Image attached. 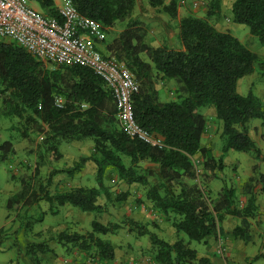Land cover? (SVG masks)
Returning <instances> with one entry per match:
<instances>
[{"label":"trees","instance_id":"obj_1","mask_svg":"<svg viewBox=\"0 0 264 264\" xmlns=\"http://www.w3.org/2000/svg\"><path fill=\"white\" fill-rule=\"evenodd\" d=\"M48 17H58L54 0H30ZM83 15L101 24L107 38L100 45L104 58L113 59L119 67L130 70L139 84L132 100L138 125L161 138L156 145L129 137L117 118L115 100L104 81L85 66L56 65L33 56L22 45L0 38V114L17 119L13 129L23 138L41 136L36 155L40 165L45 156L55 160L62 157V142H91L88 157L66 170L80 171L86 161L96 166L97 186H78L52 193V178L37 188L11 196L7 207L29 209L41 201L54 206L70 204L84 212L104 211L98 203L102 193L110 197L105 185L108 170L127 184L147 188L146 197L162 215H173L172 225L179 237L170 243L150 231L144 224L129 220L131 232L137 237L149 236L154 249V261L159 264H213L208 257H198L191 242H205L216 237L227 215L251 217L257 210V191L248 184L246 205L236 206V188L224 181L214 198L206 190L209 181L221 179L224 157L231 151L246 152L260 159L262 150L249 134V124L259 119L264 125V102L250 91L242 95L238 81L264 69V58L247 48L238 37L222 32L210 22L221 18L222 0H203L207 12L204 18L193 14L178 22L181 49L166 45L151 46L146 42L147 28L133 17L137 0H67ZM184 1V2H183ZM195 1V0H194ZM185 3V0H182ZM193 3V2H192ZM191 3V5H192ZM149 6L177 19L178 0H148ZM192 7V6H191ZM233 20L249 27V31L264 45V0H234ZM116 26L121 30L115 31ZM142 55H146L147 59ZM156 78L171 79L177 84L174 99L164 101L156 88ZM62 106L56 105L57 98ZM212 106L217 120L222 122V155L217 158L210 147L202 145L207 131V118L199 109ZM14 151L10 140L0 143V159L6 160ZM201 161V175L196 164ZM255 171L258 165L254 166ZM198 177L200 183L190 182ZM256 182L264 191V174L258 173ZM1 190V188H0ZM25 196V197H24ZM24 197V198H23ZM19 208V209H18ZM119 224L92 222L87 234L62 231L59 242L72 244L93 261L115 259L112 243L97 234L116 233ZM243 227L234 229V236L242 235ZM45 253L43 243L30 244L27 250L37 262L36 250ZM31 254V255H30ZM264 259V253L255 259ZM87 259V258H86Z\"/></svg>","mask_w":264,"mask_h":264},{"label":"rangeland","instance_id":"obj_2","mask_svg":"<svg viewBox=\"0 0 264 264\" xmlns=\"http://www.w3.org/2000/svg\"><path fill=\"white\" fill-rule=\"evenodd\" d=\"M194 0H178L179 8L181 12L186 16L193 14L199 18L206 16L207 7L204 2L197 9L191 7V3ZM63 3H68L67 0H61ZM142 4L141 0H138ZM234 0H222V13L219 20L211 19L210 22L216 27L217 30L222 32H230L251 51L256 53L260 58H264V45L260 43L256 36H253L249 27L236 23L233 20L231 6ZM37 9L38 6L32 3ZM145 9V8H144ZM40 10V9H39ZM41 11V10H40ZM163 13L160 10L155 11L153 14L159 15ZM155 19V18H154ZM161 23L160 20H152L151 25H147V38L146 42L151 46H157L158 43H162L163 35H158L157 30H162L160 24L155 26L156 23ZM170 26L177 28L176 21H171ZM165 25V24H164ZM148 29L150 31H148ZM115 31L121 30V26H116ZM168 39V38H167ZM8 40V39H5ZM174 48L181 46L179 35L177 31L176 37L170 44ZM147 59L146 55H142ZM240 84L239 93L247 95L252 91L255 95H260V99L264 102V69L258 67V69L251 75L245 76ZM177 84L171 79L156 78V88L159 91L160 99L169 101L175 98L177 93ZM259 92V93H258ZM1 106V100H0ZM201 107L199 111L205 113L207 122L210 123V128H213L212 132H216L215 141H210L209 144L206 141L207 147H210L217 158L222 155L223 139L221 138L220 130L215 131V123L211 121V115L213 112L212 106ZM213 109V110H212ZM17 119H10L0 114V143L10 140L13 143L14 151L4 161L0 159V264H75L74 256H71L66 251V245L59 242L58 234L62 231H66L70 234L78 232L80 234H87L92 231V222L97 220L103 224L115 223L119 224L120 228L116 233H109L106 235L97 234L104 240H108L116 249V258L112 261H95L92 260L94 255H89L86 259L87 264H110L120 260L119 264H148L154 261V249L152 247L149 236L137 237L136 233L131 232L129 220H134L140 224H144L148 229L156 233L159 237L170 242L177 240L179 237L187 239V235L181 233L177 234L176 229L173 227V215L164 216L160 214L154 207L149 199L146 197L147 188L140 184H127L124 181L118 179L115 172L108 170L105 175V185L107 187L110 197H107L105 193H102L98 198V203L103 206L104 211L98 212H84L78 207H74L70 204L65 206H54L50 212V204L46 201H41L38 205H35L29 209L21 207L15 211L7 207V202L11 196L27 189L28 185L37 188L39 183H45L46 178L50 176L52 183L48 187L49 190L54 193L55 191L69 190L74 187H93L97 186L96 183V166L91 161H86L80 171H76L74 174H67L66 170L73 168L77 162L83 157L73 149V144L70 142H62L59 147L62 157L59 160H55L53 156H45V160L39 165L38 157L36 155L38 149V143L41 141V136H33L32 138H23L20 133L13 129V125L17 124ZM215 121V118L213 119ZM260 120H252L249 124L250 131L264 132V127ZM222 124V122H221ZM222 126V125H221ZM213 134V133H211ZM90 144V142H85ZM257 146H261L262 154L260 159L254 157V155L246 152H239L231 150L224 157L225 168L221 173V179L211 180L208 183L206 190L209 192V196L214 198L218 190L222 187L224 181L229 185L236 188L238 195L236 196V206L243 208L248 199L246 194L248 184H252L256 187L257 201L258 196H261L262 206H264L262 185L256 182L258 173L264 174V140L257 142ZM72 144V145H71ZM92 144V143H91ZM212 145V147H211ZM91 152V150H90ZM199 174L201 173V161L196 159ZM258 165V170L255 171L254 166ZM84 173V177L80 176V173ZM201 175V174H200ZM201 178L190 181L200 183ZM214 183V184H212ZM211 184V186H210ZM220 186V188H218ZM216 192V193H215ZM25 197V196H24ZM23 197V198H24ZM257 208L259 207L258 203ZM260 215L263 216L261 213ZM259 215V216H260ZM240 219L242 223L241 227L245 231L242 235L246 237L234 236L233 238H239L244 240L246 247L241 249V256L246 259L243 263L237 264H264V259H255L258 254L264 253L262 234L264 232L261 226V217L258 220L252 218H242L234 216ZM240 227V226H239ZM251 227L253 229H251ZM221 228V227H220ZM234 232V229H233ZM229 237H230V233ZM257 234L261 237V242L257 244L255 242ZM223 236L221 229L215 240H210L213 245V250L207 252L209 247H206L208 254L219 256L216 253L217 238ZM226 262H230L231 257L228 255L229 243L226 238ZM43 243L48 247V251L45 253L36 250L37 262L31 260L27 253L30 244ZM50 246H53L50 248ZM65 246V247H62ZM72 248V244L68 245ZM204 243H198L196 241L191 242L190 247L195 248L199 253H203ZM77 250H80L77 248ZM55 252V253H54ZM31 255V254H30ZM79 257V256H76ZM142 259V260H141ZM82 261V259H80ZM211 260V259H210ZM137 262V263H135ZM117 263V262H116ZM214 264V263H213Z\"/></svg>","mask_w":264,"mask_h":264},{"label":"built area","instance_id":"obj_3","mask_svg":"<svg viewBox=\"0 0 264 264\" xmlns=\"http://www.w3.org/2000/svg\"><path fill=\"white\" fill-rule=\"evenodd\" d=\"M203 3V0H195L192 7L197 9ZM57 7L58 17H48L30 0H0V38L14 41L33 56L56 65L77 64L90 68L110 90L117 118L126 134L161 146V138L141 128L135 120L132 100L139 91V84L134 76L113 59L104 58L99 49L107 38L101 24L81 14L69 2ZM56 105L62 106L60 97ZM226 251V242L219 235L216 253L226 257Z\"/></svg>","mask_w":264,"mask_h":264},{"label":"crops","instance_id":"obj_4","mask_svg":"<svg viewBox=\"0 0 264 264\" xmlns=\"http://www.w3.org/2000/svg\"><path fill=\"white\" fill-rule=\"evenodd\" d=\"M54 1H55V3H56L57 6H59L62 3L61 0H54ZM141 1H142L141 2L142 4H140L138 2V0H137V6L135 8L133 17L135 19H138L139 21L143 22L144 25H145V27L147 25L149 26V24L151 23L152 20H155V19L160 20L161 23H158L157 22L155 26H158L157 24H160V27H162V30L158 29L157 30V33H159L158 35H160V36L163 35L165 38H163L162 43H158L157 46L166 45L169 48H174L170 44H172V40L177 35L178 27L175 29V28H172V26H170L169 23L171 21H173V19H171L170 16H168L165 13H161L159 15L153 14L158 9L149 6L148 0H141ZM169 1L170 0H166V3H169ZM183 15L184 14L181 12V9L179 8V10H178V17H177V25H178L179 20L182 17H184ZM174 21H176V19H174ZM149 28H150V26H149ZM148 31H150V30L148 29ZM174 49H181V46L178 45V47H176ZM242 79H240L238 81V90L240 88V84L239 83L241 82ZM258 96L260 97L259 94H258ZM206 107L207 106H205L204 109ZM202 114L205 115V113H202ZM211 116H212L211 117L212 118L211 119L212 120L211 122L212 123H215V131L219 127V128H221V130H220V133H221L222 132V126H221L222 124H221V121L220 120H217L216 119L215 109L213 110ZM214 118H215V121L213 120ZM256 120H259V119H256ZM209 125H210V123L207 122V131L205 132V134L202 137V145H204V146L206 145V141L209 144L210 141H212V140L215 141V139H216V132H212L213 131V128L211 129L210 128L211 125L210 126ZM263 127H264V125H263ZM211 133H213V134H211ZM249 134L252 137V139L255 141L256 144H258L257 142H259L261 140H264V132H260V131L257 132V129H255V132H251L250 131V127H249ZM72 144H73V147L72 148L75 149L77 152L79 151L80 155H82L83 157H88L90 155V150L92 148L91 142H90V144H87L84 141L83 142L81 141V142H72ZM222 146H223V144H222ZM211 147H212V145H211ZM258 147L259 148H262L261 146H258ZM213 153L215 155V152L214 151H213ZM226 157H227V155H226ZM80 176H83L84 177V173L81 172L80 173ZM212 184H214V183H212ZM210 186H211V184H210ZM218 188H220V186ZM237 195H238V193H237ZM262 199H264V194H263V198ZM257 203H258L259 207L257 208L256 212L252 216H253V218H255V220H258V218H260V217H261V220H262V218L264 217V206H262L261 196H258ZM261 213L263 214V216L260 215ZM248 218L251 219L252 217H248ZM241 225H242V223H240V219L237 218V217H234L232 215H227L224 218V220L222 221V223H221V228L220 229H221V232H222V235H223L222 237L224 238V236H226V238L228 240V243H229V247H228L229 248V252H228V255H230V257H231V259H230L231 261L230 262L232 264L243 263V262H245V259H246V253L244 254L245 257L240 255L241 249L246 247V244H245L244 240H241L239 238H233L231 236L232 234L234 235L233 229H235L236 227H239ZM262 225H263L262 229L264 231V219L262 220L261 226ZM251 229H253V228L251 227ZM228 233H230V237H229V234ZM245 233H246V231H245ZM260 234H262V236H263L262 237V240L264 242V232H260ZM260 236L257 234V238L255 240V242L257 244H259L261 242V237ZM144 238L145 237L143 236L141 239H144ZM210 240H213L214 241L215 238L209 237V238L206 239L205 242H203L205 246H204V248H203L202 251H205V252H203V253L200 252L199 253V255H200L199 257H208V258L211 259V261L214 264H226L225 263V259H223V258H221L219 256H214L213 257V254L214 253L212 255L207 253V252H210V251L213 250V247H212L213 245L210 243ZM224 240H225V242H227L225 238H224ZM175 241L172 240V241H170V243H174ZM68 245H70V244H67L66 245V251L71 256L75 255L74 256V263L75 264H87L86 263V258H87L86 256H87V254H85L82 250H77V247L72 248L71 246L69 247ZM207 246L209 247V249L206 252V247ZM263 246H264V243H263ZM51 247H53V246H50V248ZM62 247H65V246H62ZM263 249H264V247H263ZM115 253H116V249H115ZM76 256H79V257H76ZM80 259H82V261ZM116 262H113V263H110V264H119L120 263V260L119 261H116ZM135 263H137V262H135ZM143 264H148V263L143 262ZM150 264H159V263L156 262V261H153V263H150Z\"/></svg>","mask_w":264,"mask_h":264}]
</instances>
